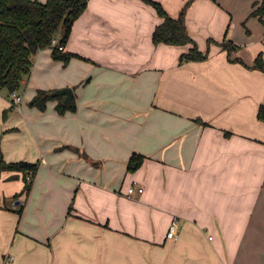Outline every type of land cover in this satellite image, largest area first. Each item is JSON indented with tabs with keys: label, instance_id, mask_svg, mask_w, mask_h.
Segmentation results:
<instances>
[{
	"label": "crops",
	"instance_id": "obj_1",
	"mask_svg": "<svg viewBox=\"0 0 264 264\" xmlns=\"http://www.w3.org/2000/svg\"><path fill=\"white\" fill-rule=\"evenodd\" d=\"M158 1L175 18L191 2L193 42L156 43L164 17L145 0H89L65 44L78 56L41 49L5 118L0 87L4 159L40 162L22 215L0 207V264H264L262 0ZM194 44L208 57L181 61ZM64 87L76 110L30 105ZM23 186L2 172V198Z\"/></svg>",
	"mask_w": 264,
	"mask_h": 264
},
{
	"label": "trees",
	"instance_id": "obj_2",
	"mask_svg": "<svg viewBox=\"0 0 264 264\" xmlns=\"http://www.w3.org/2000/svg\"><path fill=\"white\" fill-rule=\"evenodd\" d=\"M89 0H0V87L5 88L9 93L19 92L23 88L24 80L30 76L34 66L36 54L44 48H52V56L62 60L65 65L78 54L71 51H63L60 44H67L72 33L76 19L86 10ZM153 5L158 13L164 17L154 33L153 39L156 43H170L184 45L193 42L185 22V9L191 2H188L179 17H172L164 5L158 0H145ZM254 15L261 19L264 16V0L258 3L253 11ZM60 34V38H58ZM58 38V45L53 44V39ZM230 49L235 46L225 44ZM197 44H194L188 52L182 55L184 60H203L208 57ZM254 67L264 71V53L260 52L255 60ZM55 90L39 89L37 94L30 101L31 106L41 110L47 108L49 100L58 99L57 110L65 113L67 110H76V97L70 102L64 101V95H54ZM11 105L4 111V118L13 110ZM259 118L264 121V104L259 108ZM145 156L133 153L128 170H137L144 162ZM40 162L25 160L6 161L0 144V176L3 171H15L22 174L24 186L16 192L12 200L16 202L21 197H27L32 189L34 179L39 169ZM18 176V175H17ZM16 175L13 177H17ZM8 197L0 195V207L14 210L19 215L24 211V204L21 199L17 209L7 203Z\"/></svg>",
	"mask_w": 264,
	"mask_h": 264
},
{
	"label": "built area",
	"instance_id": "obj_3",
	"mask_svg": "<svg viewBox=\"0 0 264 264\" xmlns=\"http://www.w3.org/2000/svg\"><path fill=\"white\" fill-rule=\"evenodd\" d=\"M58 43H59V40H58V38L55 37L53 39V44L54 45H58ZM59 48L61 50L65 51L66 50V45L60 44ZM21 102H22V96L18 92H14L12 94V104L11 105H13V107L15 109L21 104ZM134 190H135V187H132V188H130L129 192L132 193V192H134ZM140 190L142 191L143 188H140ZM179 229H180V220L176 217V218H174L172 220V222L170 224V229H169V231L167 233V236L169 238H176L177 235H178Z\"/></svg>",
	"mask_w": 264,
	"mask_h": 264
},
{
	"label": "water",
	"instance_id": "obj_4",
	"mask_svg": "<svg viewBox=\"0 0 264 264\" xmlns=\"http://www.w3.org/2000/svg\"><path fill=\"white\" fill-rule=\"evenodd\" d=\"M54 95H65V102H70L73 99V95H74V90L72 87H64V88H60L57 89L55 91L52 92Z\"/></svg>",
	"mask_w": 264,
	"mask_h": 264
},
{
	"label": "rangeland",
	"instance_id": "obj_5",
	"mask_svg": "<svg viewBox=\"0 0 264 264\" xmlns=\"http://www.w3.org/2000/svg\"><path fill=\"white\" fill-rule=\"evenodd\" d=\"M18 93H19V92H18ZM11 189H13V187H11L10 189H7L6 192H7V193H10L9 191H11V192L14 191V190H11ZM12 198H13L12 196H9V197H8V200H7V203H8V204H12V202H13Z\"/></svg>",
	"mask_w": 264,
	"mask_h": 264
}]
</instances>
